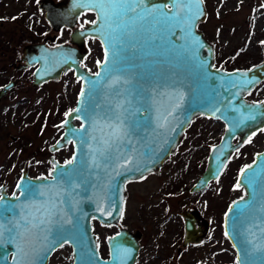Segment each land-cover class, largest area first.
Returning <instances> with one entry per match:
<instances>
[{
	"label": "water",
	"instance_id": "95a60500",
	"mask_svg": "<svg viewBox=\"0 0 264 264\" xmlns=\"http://www.w3.org/2000/svg\"><path fill=\"white\" fill-rule=\"evenodd\" d=\"M169 2L144 0L138 13L146 18L141 20L136 18L137 13H129L124 20L127 27L122 26L118 33H113L107 23L98 20L99 10L91 0H67L51 8L45 6V16L54 25L60 22L74 26L83 11H93L94 21L81 33L100 41L101 62L105 56V40L119 34L123 43L116 45V63L111 65L110 72H102L101 87L91 96L87 94L84 80L80 79L76 103L67 111L71 115H65L57 125L63 131L49 148L55 151L71 142L73 150L68 160L75 155L74 163L67 164L68 160L60 161L51 156L52 169L48 175L32 177L25 171L22 173L17 184L42 187L46 193L43 196L25 195L17 200L13 193H6L2 185L0 194L4 195L5 203L0 204V264H47L49 256L64 244V239L71 241L68 243L72 250L71 264H134L139 248L136 233L122 227L111 234L107 240L109 257L102 258L93 230L94 220L104 224L119 221L125 204L126 183L158 169L176 149L197 115L222 121L224 130L210 148L203 172L190 187L192 191L203 189L216 178L235 148L264 126V99L247 98L264 80V60L250 67L231 69L215 64V47L199 28V23L207 16L205 0L193 4V11L199 9L201 13L190 28L198 44L185 50L182 45L186 42L179 39L182 35L179 29H172L175 32L172 35L166 23L156 24L154 18L144 12L146 8ZM125 32L128 34L124 35ZM72 40H75V33H72ZM81 44L82 40L79 46ZM33 49L32 62L37 63L35 85L58 78L69 68L74 69L78 79L83 76L95 80L93 74L101 71L98 63L95 71L82 66L79 49L71 45L51 47L37 43ZM109 51L111 55V47ZM126 80L129 83H125ZM82 88L86 89L83 103L80 101ZM173 89H182L184 97L172 115L168 112L177 97H158L157 104L149 103L157 93ZM117 91L121 95L116 96ZM4 92L5 89L0 96ZM118 102L123 105L117 111L124 120L128 136L106 148L104 141L113 130L107 127L105 113ZM77 108L81 111H74ZM241 113L255 118L241 122ZM77 116L84 118L77 119ZM236 137L238 140L234 141ZM246 165L253 167L241 177V169ZM241 169L236 184L239 182L246 194L243 200L240 197L228 205L224 215L225 232L236 249V257H240V264H264V249L252 251L255 244H264V147ZM53 175L55 181L51 178ZM251 177H255V181L250 184ZM10 205L20 207L11 208ZM230 207L234 208L232 213H229ZM45 208L54 212L51 222L39 229L31 228L33 216L47 218ZM242 211L244 215H240ZM22 216L29 219L23 220Z\"/></svg>",
	"mask_w": 264,
	"mask_h": 264
},
{
	"label": "rangeland",
	"instance_id": "374dc122",
	"mask_svg": "<svg viewBox=\"0 0 264 264\" xmlns=\"http://www.w3.org/2000/svg\"><path fill=\"white\" fill-rule=\"evenodd\" d=\"M7 1L17 3L12 7L15 10L22 7L28 11L18 16L21 21H17V26L23 30V44L27 40L41 39L49 30L42 9L36 6L37 0ZM205 3L207 16L199 23V28L215 47L217 66L227 69L250 67L264 60V0H205ZM14 23L9 21L7 25L11 27ZM78 88V82L68 74L40 87L23 88L16 95L0 101V184L4 181L7 188L13 186L24 164L28 166L29 173L47 174L52 168L51 154L60 161L69 159L71 145H65L54 153L49 151L48 145L60 136L61 130L55 124L75 103ZM247 98L264 99V80L248 93ZM216 120L203 115L195 116L176 149L158 169L127 182L123 217L117 223L143 229L145 255L150 256L152 246L148 242L154 237L151 233L154 222L149 218L175 212L181 206L190 204L187 200L188 187L200 175L208 150L218 140L224 127ZM263 146L264 130H261L231 155L228 176L195 196L201 207H212L213 204L219 208L218 203L223 198L219 191L222 181H231L230 174L248 163ZM222 193L231 198L242 192L235 187L224 189ZM215 200H218L216 204ZM108 225L94 220V233L105 240L116 229L114 225ZM64 244L52 255L49 264H70L71 246Z\"/></svg>",
	"mask_w": 264,
	"mask_h": 264
},
{
	"label": "flooded vegetation",
	"instance_id": "af4514ba",
	"mask_svg": "<svg viewBox=\"0 0 264 264\" xmlns=\"http://www.w3.org/2000/svg\"><path fill=\"white\" fill-rule=\"evenodd\" d=\"M66 2L67 0H56V1L37 0L36 6L38 9H42L43 17L47 22L49 30L44 32V35L42 36L41 39L27 40L23 44L22 42L23 30L19 26H17L18 25L17 21H21L20 17L18 16H23V14L24 15L27 14L28 11L24 10L22 7L18 8L17 10L13 9L12 7L17 4L16 2L9 3L7 0H0V92L5 89V92L0 96V101L4 100L8 96L16 95L23 88L30 89L34 87H40L47 82L61 79L67 76L68 74L70 76L72 75L73 78H75L80 88L81 80L75 77L74 69L71 68L62 71L60 77L58 78L46 80L38 85L33 84V81L35 79L34 72L37 63L32 62L33 61L32 54L34 52L33 46L34 44L37 43H44L47 46H51V47L56 46L58 44H67L74 46L78 48L80 51L81 65L86 67L89 71L96 70L97 62L102 58V47L100 41L95 36L89 34L82 35L81 33V30H84L88 26V24L94 21L95 19L94 12L91 10L83 11L78 16L74 26H70L68 24L60 23V22L54 25L50 23L45 16V12H46L45 6H49L51 8L52 5L57 6V5L65 4ZM15 15L17 17H14ZM10 16H13L14 18L9 19ZM9 21H15L14 26L8 27L7 24ZM72 33H75L74 41L72 40ZM81 40H82V44L81 46H79V41ZM98 51H99V55H96ZM77 94L75 96V103H76ZM75 103L71 107H73ZM5 105L8 106L7 104ZM14 107L15 108L17 107L16 103ZM70 108L66 110V113ZM61 121L55 124V127H57V125ZM216 121H220V120H216ZM220 122L223 123L222 121ZM59 129L61 130L62 133L63 129L62 128ZM222 129L224 130V127H222ZM261 130L262 128L254 131L247 138H245L241 143V145L235 148L232 154L236 152V150L243 147L248 142V139H250L252 136L257 134ZM222 132L220 133V136ZM237 140L238 137L234 139V141ZM52 143L48 145V149L51 153H54L55 151L61 149L59 148L55 151H51L49 147ZM66 145H71L72 148L71 142H69ZM212 145L210 146V148L212 147ZM71 154L72 151L70 153V157ZM51 156H54V154H51L49 156V160ZM229 159L222 168L220 174L216 178L211 179L203 189L192 191L190 187L201 175L205 166L202 168L200 175L188 187L187 200L190 204L181 206L175 212L173 211L168 213L166 212L167 213L166 215H156L154 217L149 218L152 220V222H154L151 228V233L152 236L154 237H152L150 242H148L152 246V252L150 253V256L145 255L144 231L141 227H131V226L127 227V226L119 225L118 223L121 221H118V223L116 224H112L116 227V229L111 234L117 232L122 227L128 228L129 230L137 234L139 248L134 264H236V260H237L236 249L233 246L232 242L230 241L228 235L225 234L226 232L224 226V221H225L224 215L228 205L235 199L245 196L246 191L244 187L241 186L240 188H237V190H240L242 193L230 198L227 197L224 193H222V190L230 189V188L235 189L234 185H236V180L239 170L241 169L242 166L248 164L252 159L248 163L241 165L239 169H237L235 172L230 174L232 176L231 181L228 182L222 181V185L223 183L225 184L223 186L221 185L220 186L221 188L219 189L223 197L221 199V203H218L219 208L213 204H211L212 207H208V206L206 208L201 207L197 199L195 200V196L206 192L211 187L212 183L223 180V178L227 175V170H228L227 167H228ZM24 171L29 176L33 177L37 175L46 176L50 173L51 170L47 174L29 173L28 166L24 164L22 165L20 169V173L17 179L15 180V184L7 188L8 186L6 182L3 181L0 184V190L2 189V185L4 184V189L6 193L11 194L15 192L16 194H19V190L16 187L17 181ZM127 184L128 183H126V185ZM193 196L194 198H192ZM217 202L218 200L214 201L215 204ZM160 203L162 204V202ZM122 217L123 215L120 218ZM97 222L104 226L106 225L110 226L108 224L101 223L98 220ZM187 222H189V224H187ZM110 235H108L105 240L101 236L98 237L96 235L99 253L102 258L109 257L107 240ZM58 249L59 247L56 250H54L52 254L49 256L47 264L50 263V259L52 255ZM189 253H193V255H189ZM9 255H11V252ZM71 263L72 260L70 264Z\"/></svg>",
	"mask_w": 264,
	"mask_h": 264
},
{
	"label": "snow or ice",
	"instance_id": "6c2138e0",
	"mask_svg": "<svg viewBox=\"0 0 264 264\" xmlns=\"http://www.w3.org/2000/svg\"><path fill=\"white\" fill-rule=\"evenodd\" d=\"M91 3L93 6L99 10L98 12V20H103L105 23L108 24L109 27L112 28L113 33H118V30L123 26L127 27L126 24H124V20L126 17H128L129 13H137L138 19H145V15L138 13L139 5L144 3V0H91ZM202 3V0H170L169 3L162 5V6H153L152 8L144 9V12H146L147 16H152L154 18V23L161 24L166 23L168 26V30L171 32L172 35H175V32L172 31V29H179L182 33V35L179 37V39L185 41L186 43L182 45V47L187 50L192 45L198 44V41L192 36V33L190 31L191 26L195 23V21L199 18V9H197L196 12L193 11V4H200ZM111 9V11H109ZM128 33L125 32L124 35H127ZM105 43V56L104 60L98 61L97 63L101 65V71H98L94 73L93 75L96 77L95 80H89L85 79L83 76L79 77V79L84 80V83L87 87V94L91 96L92 93L96 91L97 88L101 87V82L103 80L102 72H110L112 70L111 65H114L116 63V57H117V44H122V38L119 34L117 35H111L109 39L104 41ZM264 43V42H262ZM111 47V55L109 48ZM193 55L195 54V48L192 49ZM125 83H129V81H124ZM116 96L121 95L119 91L116 92ZM86 96V89L82 88L80 92V101L83 103ZM171 96L177 97V102L173 105V108L168 112V115H172V113L175 111L176 108L180 106V101L183 100L184 92L181 90L173 89L171 92L163 91L160 93H157L156 96H153L149 103L151 105H155L158 103V97L160 98H168ZM98 107V105H97ZM122 103H116L115 107H109L108 111L105 113V115L108 117L107 127L111 128L113 131L109 137L108 140L104 141V145L106 148H111L113 145H117L118 142L123 141L128 136V131L124 127V120L121 118V115L117 109L122 108ZM231 107V106H229ZM74 111L80 112L81 109L77 108ZM137 111H140V109H137ZM219 111V109H217ZM66 115H71V112L66 113ZM77 119H83L84 117L77 116ZM254 116H244L241 113V122L244 119H254ZM166 119V118H165ZM67 123V121H65ZM83 128V125H82ZM264 130V129H262ZM128 143H131V141H128ZM215 150V149H214ZM117 151H119L117 147ZM76 160V156L74 155L71 160L66 161L67 164H73ZM130 162V158H129ZM252 165H246L244 168L241 169L240 175L243 177L249 169H251ZM56 169H53V172H55ZM52 180H56V176L53 175ZM255 177L250 178V184L254 183ZM17 189L19 190V196L16 195V193H13V197L17 200H19L20 197L25 195L35 196L37 194L43 196L46 193L44 192L42 187H34L31 185L22 187L21 183L17 184ZM78 187V185H77ZM236 188H240L241 184L238 182L235 185ZM244 198L241 197V200ZM5 203V197L4 195L0 194V204ZM238 202H234L236 204ZM11 208L20 207V205H10ZM24 207H29V205H24ZM40 207H45L44 205H41ZM53 208L55 205L52 206ZM264 210V209H262ZM37 211H39V208H37ZM103 211V209H101ZM234 211V208H229V213H232ZM45 216H33L32 222L30 224L31 228L39 229L41 226H46L51 222V217L54 215V212L49 209L45 208ZM245 213L242 211L240 215H244ZM21 219L28 220V216H22ZM18 223V222H17ZM11 231V229L9 230ZM228 235V232L225 233ZM64 243H70L71 241L64 239ZM60 246H63V243L60 244ZM264 249V244H255L253 246L252 251H258ZM248 250L245 249V253L247 254ZM236 264H240V257H237Z\"/></svg>",
	"mask_w": 264,
	"mask_h": 264
}]
</instances>
